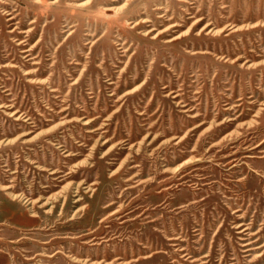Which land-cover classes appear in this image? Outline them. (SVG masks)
<instances>
[{
    "label": "rangeland",
    "instance_id": "374dc122",
    "mask_svg": "<svg viewBox=\"0 0 264 264\" xmlns=\"http://www.w3.org/2000/svg\"><path fill=\"white\" fill-rule=\"evenodd\" d=\"M0 264H264V0H0Z\"/></svg>",
    "mask_w": 264,
    "mask_h": 264
}]
</instances>
